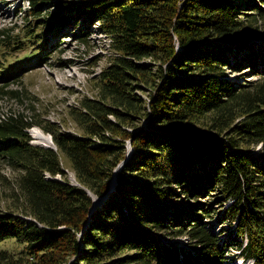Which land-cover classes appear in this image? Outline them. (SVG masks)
<instances>
[{
	"label": "trees",
	"instance_id": "1",
	"mask_svg": "<svg viewBox=\"0 0 264 264\" xmlns=\"http://www.w3.org/2000/svg\"><path fill=\"white\" fill-rule=\"evenodd\" d=\"M254 1H54L56 34L72 24L86 43L95 25L116 57L99 78L103 100L81 102L83 135L45 127L56 149L45 148L31 143L35 115L0 119V163L17 173L15 209L0 211V244L20 247L0 250V264H226L233 249L264 264V64L254 69L261 56L232 45L264 6L243 8ZM29 5L39 19L45 3ZM31 31L24 45L48 41ZM41 48L16 70L49 50ZM240 52L242 60L230 59ZM13 67L1 65L0 78L15 77ZM245 68L258 80L229 79ZM145 89L148 102L137 95ZM147 119L149 128L129 130ZM204 120L207 131L195 126ZM59 152L78 186L66 181ZM90 193L111 194L92 210ZM211 219L230 225L232 238L221 240Z\"/></svg>",
	"mask_w": 264,
	"mask_h": 264
},
{
	"label": "rangeland",
	"instance_id": "2",
	"mask_svg": "<svg viewBox=\"0 0 264 264\" xmlns=\"http://www.w3.org/2000/svg\"><path fill=\"white\" fill-rule=\"evenodd\" d=\"M35 1L41 3L43 1V3H45L40 9L41 15L39 19L34 17L30 18L29 16V14H31V12H28V8H31L29 5L30 0H0V31H5L7 33L6 38H11V42L9 41L5 47L0 48V66L4 65L6 68L14 66L13 68L15 69V72H13V76L15 77H10L9 80L0 78V119L18 113L35 115L36 121L41 125V127H35L39 128L47 137L51 138V140L52 135L47 132L45 127L49 126L53 130L66 134L83 135V127L76 120V115H78L77 112L82 109L81 102L85 98L99 102L103 100L99 78L101 73L109 66L116 55L109 46L110 40L99 34L96 30L97 26L95 25H91L92 34L89 36L86 43L82 42L79 36L76 35L78 26L74 27L72 24H64L65 26L61 32L56 34L53 26L57 22L55 23L51 20L52 16L50 14L53 12L52 6L55 0ZM257 6H260V3L256 0L250 3L244 2L243 8L248 7L250 9L247 10H256L255 8ZM259 8L261 9L256 10V13L259 14L253 16L254 18H251V21L244 25L246 29L243 31L245 32H241L237 37L238 40L236 43L232 44H239L245 47V50L241 52L246 51L250 57L255 55L261 56L253 64L256 70H259L264 64V6ZM84 22L82 24L83 26ZM42 25L44 26L42 27ZM28 28L32 29L31 34L36 33L38 37L42 38L46 36L48 41H44L42 46H40L41 44L38 45L35 40L30 44L24 45L27 35L25 32ZM40 28L43 30L41 34H38L37 31ZM18 41H23V43H19ZM41 41L43 40L41 39ZM13 42L15 43L13 44ZM37 45L43 47L41 49L49 48V50L42 52L41 58L39 59L35 56L34 62L30 65L31 67H28L24 71L16 70L20 63L22 64L21 67L23 69L25 68V59L27 57L32 58V56L36 54L34 51L38 50ZM228 45L230 44L228 43ZM30 47H32L33 50ZM241 52L239 56L236 57L234 54H231L230 59L236 58L239 61L242 60ZM146 62H150V60H146ZM8 75L12 76L11 74ZM228 75L229 79L236 83H243L244 80L253 83L258 80L254 71L250 69L242 70L235 74L228 72ZM145 91L146 93L140 90L137 92V95H140L142 99L148 102L150 100V90L145 89ZM108 102L109 101L106 103ZM108 119L115 121V118L112 116H109ZM147 122L148 119L141 121V124H138L139 127H133L129 130L135 133L140 129L149 128ZM204 123L205 120L203 124L198 123L195 126L207 131V127ZM35 127L29 130L32 139L31 143L37 146H45L37 143L32 137L31 131ZM210 132L214 133L212 130ZM203 134L204 133L201 132L198 136L201 137ZM126 149L129 156L131 151L129 144ZM250 149L257 153L259 147H252ZM58 154L62 163V168L67 173L66 181L72 186H78L70 161L61 152ZM121 167L122 163L119 165L117 171H119ZM47 177L50 176L47 175ZM16 178L17 173L0 163L1 212H9L15 209L16 201L13 195L15 194ZM55 179L65 180V178L61 176H57ZM110 185V192L112 193L115 189L116 177L111 180ZM110 194L108 197H110ZM91 196L94 201H100L93 210L100 208L108 198L101 200L94 197L92 194ZM208 227L217 234L221 240L226 241L232 238L229 235V231L231 230L229 229L231 228L230 225H221L216 219H211L209 220ZM186 241L185 237L177 239L179 245H184ZM0 250L18 253L20 247L13 241H9L0 244ZM225 257L226 264H254L252 259H243L239 257V252L236 249L226 252Z\"/></svg>",
	"mask_w": 264,
	"mask_h": 264
},
{
	"label": "bare ground",
	"instance_id": "3",
	"mask_svg": "<svg viewBox=\"0 0 264 264\" xmlns=\"http://www.w3.org/2000/svg\"><path fill=\"white\" fill-rule=\"evenodd\" d=\"M32 137L36 140L37 143L45 145L43 147L54 146L51 138L47 137L39 128H34L31 131Z\"/></svg>",
	"mask_w": 264,
	"mask_h": 264
},
{
	"label": "water",
	"instance_id": "4",
	"mask_svg": "<svg viewBox=\"0 0 264 264\" xmlns=\"http://www.w3.org/2000/svg\"><path fill=\"white\" fill-rule=\"evenodd\" d=\"M45 148H53V149H56L55 147H45ZM115 179V178H114ZM110 192V191H109ZM107 195H108V193H107ZM107 195L105 196V197H103V198H99V199H101V200H104V199H106L107 198ZM98 202H100V201H94V204H93V207H92V210L94 209V207L97 205V203Z\"/></svg>",
	"mask_w": 264,
	"mask_h": 264
}]
</instances>
